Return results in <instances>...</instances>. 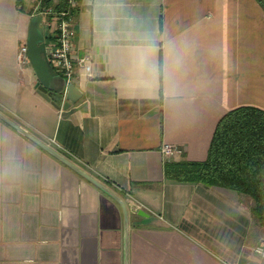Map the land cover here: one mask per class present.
Here are the masks:
<instances>
[{"label":"crops","instance_id":"obj_1","mask_svg":"<svg viewBox=\"0 0 264 264\" xmlns=\"http://www.w3.org/2000/svg\"><path fill=\"white\" fill-rule=\"evenodd\" d=\"M77 1L73 53L91 55L92 75L72 77L83 94L58 108L19 61L32 22L45 35L54 22L39 0H0V112L119 194L128 232L113 197L0 118V264H264L252 198L164 171L206 159L228 111L264 109V8Z\"/></svg>","mask_w":264,"mask_h":264},{"label":"trees","instance_id":"obj_2","mask_svg":"<svg viewBox=\"0 0 264 264\" xmlns=\"http://www.w3.org/2000/svg\"><path fill=\"white\" fill-rule=\"evenodd\" d=\"M264 8V0H257ZM40 7L55 11L70 9L68 0H39ZM47 19L57 23L55 15ZM47 34L46 39H55ZM169 179L182 182H201L231 188L253 199L252 213L264 226V109L239 106L223 115L212 137L204 160H168L164 166Z\"/></svg>","mask_w":264,"mask_h":264},{"label":"water","instance_id":"obj_3","mask_svg":"<svg viewBox=\"0 0 264 264\" xmlns=\"http://www.w3.org/2000/svg\"><path fill=\"white\" fill-rule=\"evenodd\" d=\"M27 46L28 56L38 79L36 83L38 93L58 108L61 107L59 102L62 99L65 100L64 106L78 101L83 94L81 89L67 77L57 72L49 62L46 55V35L36 22H32L29 28ZM0 118L113 197L122 207L125 228L128 232L129 209L119 194L2 112H0Z\"/></svg>","mask_w":264,"mask_h":264},{"label":"built area","instance_id":"obj_4","mask_svg":"<svg viewBox=\"0 0 264 264\" xmlns=\"http://www.w3.org/2000/svg\"><path fill=\"white\" fill-rule=\"evenodd\" d=\"M77 2V0H68L70 7L76 6ZM38 9L40 13L46 16L48 14L55 15L57 19V23L55 24L57 36L54 40L46 43V55L55 70L69 80L76 74L91 76L93 66L91 55L84 54L79 56L73 53L75 28L72 22L71 10L64 9L61 11H55L50 6H44L41 8L40 2ZM49 25L51 24L49 23ZM19 61L21 63L30 61L27 43L21 47ZM52 140L56 142L54 138ZM163 151L166 155L171 156L182 153L183 149L177 145L165 144L163 146ZM255 251L258 255L264 257V240L256 245Z\"/></svg>","mask_w":264,"mask_h":264},{"label":"rangeland","instance_id":"obj_5","mask_svg":"<svg viewBox=\"0 0 264 264\" xmlns=\"http://www.w3.org/2000/svg\"><path fill=\"white\" fill-rule=\"evenodd\" d=\"M35 22L37 23V21H35ZM260 242H261V241H260ZM260 242H259V243H260ZM259 243H258V244H259ZM258 244H257V245H258Z\"/></svg>","mask_w":264,"mask_h":264}]
</instances>
